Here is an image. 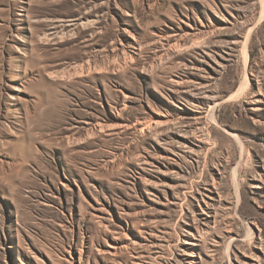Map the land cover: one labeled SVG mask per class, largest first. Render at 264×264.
Listing matches in <instances>:
<instances>
[{
	"label": "rangeland",
	"instance_id": "374dc122",
	"mask_svg": "<svg viewBox=\"0 0 264 264\" xmlns=\"http://www.w3.org/2000/svg\"><path fill=\"white\" fill-rule=\"evenodd\" d=\"M0 264H264V0H0Z\"/></svg>",
	"mask_w": 264,
	"mask_h": 264
},
{
	"label": "bare ground",
	"instance_id": "6f19581e",
	"mask_svg": "<svg viewBox=\"0 0 264 264\" xmlns=\"http://www.w3.org/2000/svg\"><path fill=\"white\" fill-rule=\"evenodd\" d=\"M36 158H37V157L35 156V159H36ZM37 159H38V158H37ZM17 161H18V160H17ZM20 171L23 172V169H22V168H19V169L15 170V173L18 174ZM25 171H26V170H25ZM22 172H21V174H22ZM25 173H26V172H25ZM12 174H13V173H12ZM18 178H19V176H18ZM18 178H17V176H16V179H17V180H20V179H18ZM21 178H22V177H21ZM23 178H24V177H23ZM23 178H22V179H23ZM22 179L20 180V182H21V183H24L25 180H22ZM17 180H16V181H17Z\"/></svg>",
	"mask_w": 264,
	"mask_h": 264
}]
</instances>
